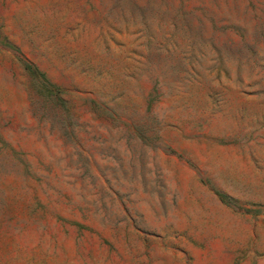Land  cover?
I'll use <instances>...</instances> for the list:
<instances>
[{"label": "rangeland", "instance_id": "obj_1", "mask_svg": "<svg viewBox=\"0 0 264 264\" xmlns=\"http://www.w3.org/2000/svg\"><path fill=\"white\" fill-rule=\"evenodd\" d=\"M0 264H264V0H0Z\"/></svg>", "mask_w": 264, "mask_h": 264}]
</instances>
